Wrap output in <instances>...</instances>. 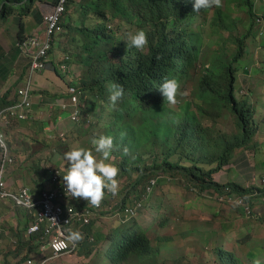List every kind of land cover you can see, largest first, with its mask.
<instances>
[{
	"label": "trees",
	"instance_id": "obj_1",
	"mask_svg": "<svg viewBox=\"0 0 264 264\" xmlns=\"http://www.w3.org/2000/svg\"><path fill=\"white\" fill-rule=\"evenodd\" d=\"M36 1L0 0V19L15 11L21 18ZM217 9L208 23L206 13L210 9L194 10L193 0H68L65 5L61 30L55 35L63 33L62 37L66 38L61 47L63 61L72 63L70 54H65L71 49L73 60L84 65L82 75L72 83L85 103L86 96L92 97L93 106L89 108L86 103L83 111V117L89 115L91 122L86 123L82 118L75 124H93L94 116L87 109L95 112L99 120L106 119L98 122L96 130L101 132L99 135L113 137L110 155L120 160L121 172L139 173L134 184L143 189L135 200L145 193L149 181L161 174L181 175L182 181L200 195L232 194L244 198L248 204L252 195H264V188L220 184L213 178L230 164L236 150L246 148L253 140L258 106L250 97L238 93V63L247 53L246 37L235 38L232 57L225 48L205 50L207 29L212 36L218 30L231 29ZM114 21H118L116 28L111 25ZM134 25L149 27L148 44L142 52L134 47L121 51L115 45L118 30ZM17 37L20 42L27 38L22 21L18 24ZM27 71L29 65L25 74ZM165 78L177 79L178 92L184 83H190L193 100L188 99L178 110L169 107L159 90ZM113 83L124 89V95L114 107L109 100ZM12 88L0 95V111L18 101L17 95L10 97ZM225 113L236 126L232 138L217 135L212 126L204 124L206 118L215 123ZM133 200H123L121 207ZM93 221L84 228V239L80 241L82 252L88 244L94 246V240H89ZM41 235L31 234L25 242L29 253L35 248L32 240L44 242ZM110 237L109 257L114 263L124 264L133 259L149 261L158 254L147 233L135 222L113 231ZM213 257L216 264H244L234 251L223 245L214 250Z\"/></svg>",
	"mask_w": 264,
	"mask_h": 264
},
{
	"label": "rangeland",
	"instance_id": "obj_2",
	"mask_svg": "<svg viewBox=\"0 0 264 264\" xmlns=\"http://www.w3.org/2000/svg\"><path fill=\"white\" fill-rule=\"evenodd\" d=\"M246 1L221 0L217 10L222 13L223 20L228 26L230 25L231 29L218 30L214 36L207 29L205 35V50L209 47L225 48L229 57H232L236 48L235 38L246 37L247 53L238 63V93L240 94L238 95L250 97L253 103L258 105L257 130L253 140L246 148L236 150L230 164L214 176H217L220 182L222 177L231 176L233 161H235L233 159H236V169L240 171L238 178L240 184L249 188L253 186L264 188L262 183L264 179V0H249L250 3ZM215 8H210L206 13L208 23L214 15ZM18 19L16 11L6 19H0V95L13 87L10 95L16 96L18 88L23 85L28 74H25V71L29 64L23 55L26 52L19 46L16 37ZM117 22H111V25L116 28ZM138 29H143L147 38L150 36L149 27L140 28L134 25L129 29L122 28L116 34L115 45L122 49L121 51H127V35ZM62 35L63 33L55 35L57 38L53 42L55 59L62 58L63 55L61 47L63 43L65 45L66 38ZM71 53V49L65 52L67 56L70 54L69 59L72 64L77 65V70L81 69L80 75H82L84 65L74 61ZM85 62L89 63L88 59ZM31 76L33 77L34 73ZM88 98L85 97L86 103L89 108H92L90 104L92 97ZM191 98L193 100L191 84L186 82L177 93L176 103L169 104V107L178 110L179 106ZM87 111L94 116L92 125L83 126L70 122L71 129L68 124L66 125L67 130L74 129L76 134L69 137L72 144L69 149L74 146L91 148L90 138L101 134L97 132L96 127L98 122L100 124L106 119L99 120L95 112L91 109ZM67 115L69 116V113L64 116ZM204 124L212 126L217 135L226 134L231 138L237 131L233 118L227 113L215 123L206 118ZM257 145H259L258 148ZM110 160L119 168L117 179L120 187L116 195L106 192L101 200L103 210L93 221L90 231L94 246L88 244L84 252L79 250L77 253L58 259L53 258L50 264H121L114 263L109 257L110 234L120 228H127L134 222L147 233L153 248L158 249V254H154L149 261L133 259L124 264H216L213 257L214 250L221 245L234 251L244 264H255L257 260L260 264L264 263V215L258 220L256 219L258 217H255L257 223H252L248 219L251 214H245L234 203H222L210 192L200 195L197 190H191L179 174H171L174 179L168 174H161L157 178L159 181L152 193L144 197V208L140 209L136 216L128 219L121 214L123 208L121 204L125 199L127 202L130 198L135 200V197L141 193L142 186L134 184L139 178V173L134 171L131 174H124L120 169V160L112 155ZM60 168L65 170L63 166ZM85 202L87 203L86 200ZM252 209L255 215L264 213L263 204H259L257 208L252 206ZM8 253L6 250H0V256L2 254L7 256ZM29 257L26 255L25 260ZM34 264H38V260H35Z\"/></svg>",
	"mask_w": 264,
	"mask_h": 264
},
{
	"label": "crops",
	"instance_id": "obj_3",
	"mask_svg": "<svg viewBox=\"0 0 264 264\" xmlns=\"http://www.w3.org/2000/svg\"><path fill=\"white\" fill-rule=\"evenodd\" d=\"M54 1H36L29 13L21 18L18 17V24L19 21L24 23L25 35L29 36L36 30L41 32L42 14L51 8ZM54 39L57 40L56 37ZM23 55L29 64L27 54ZM61 62L62 58L55 59L52 46L47 65L35 72L31 78L32 106L27 113L29 118L25 120L13 118L7 126L1 127L15 156V163L10 166L7 174L8 186L11 190L28 186L35 196H39L43 189L53 186L51 174L55 168L63 166L66 171L67 162L63 155L72 146L69 137L73 131L70 130L72 121L68 115L66 117L64 115L72 108L69 105L67 109L62 110L60 105L62 102L68 104L67 88L73 81H77L81 69L77 70L76 64L66 62H64L66 67H62ZM67 124L70 126L69 130L66 128ZM235 161L231 176L222 177V182L217 176H213L214 180L220 184L241 185L238 181L240 171L236 169ZM72 203L77 206L87 204L84 198L78 197H73ZM259 204L264 206V195H252L253 208H257ZM263 215L264 213L255 215L254 211L253 216L247 218L252 223H257ZM255 217H258L257 220ZM31 219V211L27 208L18 206L13 200L0 199V250L9 252L7 256L5 254L0 256L2 257L0 264H30L29 259L32 260L31 264H34L35 260H38V264H50L49 262L53 260L49 258L51 253L46 242L32 240L31 244L35 245V248L28 253V245H25V242L30 239L27 230ZM26 255L30 256L28 260H25Z\"/></svg>",
	"mask_w": 264,
	"mask_h": 264
},
{
	"label": "built area",
	"instance_id": "obj_4",
	"mask_svg": "<svg viewBox=\"0 0 264 264\" xmlns=\"http://www.w3.org/2000/svg\"><path fill=\"white\" fill-rule=\"evenodd\" d=\"M43 1V0H37ZM68 0H55L51 8L42 14V29L41 32L36 30L31 33L24 41H19V46L26 52L29 60V72L23 85L18 88V101L0 111V126H7L13 118L25 120L29 118L28 111L32 106V74L43 69L49 59L51 51V42L53 36L61 30L60 19L65 11V5ZM67 58V57H65ZM62 67H66L63 59ZM61 67V66H60ZM65 69V68H64ZM69 94V102H62L60 107L62 110L67 109L70 105V119L73 122H80L83 118L86 123L91 122L89 115L83 117L86 103L80 97V94L75 85H69L67 88ZM0 199L13 200L18 206H22L31 211V222L28 226V233H42L41 237L47 243L50 249V259L61 258L66 255L77 253L81 244L80 241L74 246L69 244L66 236L69 230H79L83 236L84 228L91 224L93 220L99 217L103 206L100 202L98 206L86 204L76 206L72 203L73 197L65 194L62 184L63 174L61 168L57 167L51 174L53 186L43 189L39 196H35L31 188L24 186L19 190H11L8 186L7 174L10 166L15 163V156L10 150L7 138L0 127ZM61 173V174H60ZM157 178H152L145 188V193L142 199H136L132 204H127L122 208L121 214L130 219L137 215L138 211L144 208V197L152 193L158 183ZM264 183V179L262 181ZM228 191V189H227ZM220 202L234 203L235 206L250 215L252 209L242 197L234 195L217 196ZM239 201V203H236ZM119 214V213H118ZM90 241L94 239L89 238ZM30 264L32 260L28 261Z\"/></svg>",
	"mask_w": 264,
	"mask_h": 264
},
{
	"label": "clouds",
	"instance_id": "obj_5",
	"mask_svg": "<svg viewBox=\"0 0 264 264\" xmlns=\"http://www.w3.org/2000/svg\"><path fill=\"white\" fill-rule=\"evenodd\" d=\"M220 3L221 0H193V9L197 11L206 10L218 7ZM147 44L148 39L143 29L128 33L126 38L127 48L134 47L142 52ZM178 88L179 82L175 78H165L159 84V90L164 101L166 100L170 105L176 103ZM110 89L112 91L109 100L114 107L116 101L124 95V89L116 83L111 84ZM90 144L91 148L74 146L65 152L63 158L67 162V167L66 171L60 174L66 195L84 198L87 204L98 206L106 192L116 195L119 191L120 185L117 179L119 168L110 160L113 149V137L111 135L93 136L90 138ZM217 196L221 195H216V199ZM236 203H239V201H236ZM249 205L252 209L251 204ZM66 239L69 244L74 246L77 242L83 240L84 236L79 230H69ZM255 264H260V261L257 260Z\"/></svg>",
	"mask_w": 264,
	"mask_h": 264
},
{
	"label": "bare ground",
	"instance_id": "obj_6",
	"mask_svg": "<svg viewBox=\"0 0 264 264\" xmlns=\"http://www.w3.org/2000/svg\"><path fill=\"white\" fill-rule=\"evenodd\" d=\"M63 171V170H62ZM230 195H232V194H230Z\"/></svg>",
	"mask_w": 264,
	"mask_h": 264
}]
</instances>
